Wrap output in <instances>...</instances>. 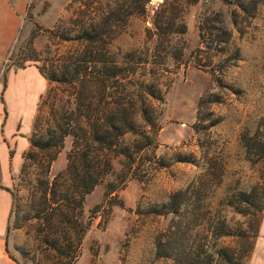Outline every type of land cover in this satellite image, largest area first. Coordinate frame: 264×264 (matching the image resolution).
Listing matches in <instances>:
<instances>
[{
  "label": "rangeland",
  "instance_id": "1",
  "mask_svg": "<svg viewBox=\"0 0 264 264\" xmlns=\"http://www.w3.org/2000/svg\"><path fill=\"white\" fill-rule=\"evenodd\" d=\"M240 1L250 6L247 0L187 4L182 14L187 30L170 37L168 56L153 50L148 31L162 0L150 1L148 14L132 16L114 39L112 50L119 58L149 54L135 80L140 85L149 67L155 72L159 96L149 100L153 138L133 175L124 173L122 157L112 158V172L85 197L90 225L73 264H215L209 255L219 264L250 263L264 216V0L246 12L235 8ZM67 4L0 0V144L7 118L22 109H29L31 138L47 83L37 62L25 58L32 50L45 54V48L57 45L45 29L67 17ZM210 23L229 31L224 49L208 45V38L201 43L199 28L208 30ZM202 97L218 100L204 101L198 112ZM17 118L19 129L21 115ZM135 138L128 133L123 141ZM70 150L67 136L47 172L50 151L28 161L26 170L22 164L11 178L8 252L17 264L45 263L44 222L36 216L40 193L64 171ZM179 190L187 191V199L169 214L165 203ZM172 234L175 252L165 258L160 245Z\"/></svg>",
  "mask_w": 264,
  "mask_h": 264
},
{
  "label": "trees",
  "instance_id": "2",
  "mask_svg": "<svg viewBox=\"0 0 264 264\" xmlns=\"http://www.w3.org/2000/svg\"><path fill=\"white\" fill-rule=\"evenodd\" d=\"M150 1L68 0L67 17L59 18L53 27L45 29L57 45L54 43L53 49L45 48V54H41L42 50H32L31 55L24 57L37 62L47 87L38 101L30 148L23 153V170L28 161H35L40 154L45 156L50 151L47 172L63 148L64 138L71 137L64 171L58 172L40 193L36 216L44 222V264H73L77 260L90 225L84 218L85 197L112 172V158L122 157L124 173L133 175L136 160L152 143L154 117L149 100L159 96L155 95L156 75L149 67L140 85L135 80L138 67L147 66L149 54L136 56L130 52L119 58L112 50L114 39L125 29L128 20L134 15L148 14ZM197 1L162 0L157 4L150 16L152 28L148 29L155 41L153 50L169 55L170 37L187 30L182 16L184 8ZM247 1L250 6L240 1L235 8L246 12L259 3ZM207 28H199L201 43L208 38L210 44H206L214 42L224 49L221 45L229 42V31L211 23ZM63 43L64 49L58 50ZM135 89L140 90L135 93ZM207 99L201 98L198 112L204 101L218 100ZM128 133L139 139L124 142ZM186 195L185 190L173 192L165 203L167 213H177ZM173 235L165 245L164 242L160 245L165 258H171L175 252ZM209 258L219 264L213 255ZM228 264L239 263L229 260Z\"/></svg>",
  "mask_w": 264,
  "mask_h": 264
},
{
  "label": "crops",
  "instance_id": "3",
  "mask_svg": "<svg viewBox=\"0 0 264 264\" xmlns=\"http://www.w3.org/2000/svg\"><path fill=\"white\" fill-rule=\"evenodd\" d=\"M21 115L18 129L17 117ZM29 109L15 111L5 124L2 144H0V264H17L8 252L10 240L11 211L13 198L11 194L12 176L19 172L23 164V153L28 150L30 130ZM249 264H264V216L262 217L257 238L251 253Z\"/></svg>",
  "mask_w": 264,
  "mask_h": 264
},
{
  "label": "built area",
  "instance_id": "4",
  "mask_svg": "<svg viewBox=\"0 0 264 264\" xmlns=\"http://www.w3.org/2000/svg\"><path fill=\"white\" fill-rule=\"evenodd\" d=\"M152 1V0H151Z\"/></svg>",
  "mask_w": 264,
  "mask_h": 264
}]
</instances>
